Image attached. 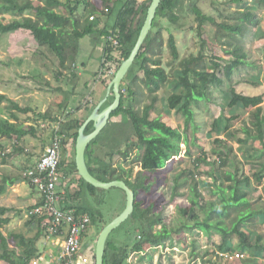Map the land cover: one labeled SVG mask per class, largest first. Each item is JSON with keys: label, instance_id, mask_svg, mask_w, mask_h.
Listing matches in <instances>:
<instances>
[{"label": "trees", "instance_id": "trees-1", "mask_svg": "<svg viewBox=\"0 0 264 264\" xmlns=\"http://www.w3.org/2000/svg\"><path fill=\"white\" fill-rule=\"evenodd\" d=\"M0 1L1 16L15 11L23 12L27 8L34 9L43 28L56 31V40L47 37L27 16L10 21H0V35L21 30L27 31L39 46L47 47L57 57L60 65H63L66 59L73 61L78 56L80 41L83 37H90V40L95 44L103 38L100 65L103 67V60L104 62L110 61L114 65V72L129 56L135 45L151 2V0H113L111 2L101 0L103 6L98 8L86 0H38L41 4L36 6L20 3L18 0ZM197 1L199 0H161L152 22V28L121 81L119 106L112 112L106 126L86 148L85 160L88 170L93 176L101 181L123 180L135 195L132 214L119 225L121 227L119 231L124 229L125 232L121 233L120 238L114 237L111 232L106 240L104 264H131L128 259L132 252H144V245L155 246L163 239H169L172 232L182 230L186 233L191 232L194 236H199L200 232H205L207 235L210 233L220 234L221 240L218 245L216 244V249L223 255L236 252L241 254L242 251L251 254L264 251L260 235L256 241L252 242L250 234L244 229V225L252 221L254 215L261 211L264 204L255 205V200L247 188L251 185L250 176L255 178L258 184L264 178V108L261 105L263 95L243 94L233 86L226 90L221 89L224 79L230 80L233 68L249 63L247 52L241 44L224 41L222 43L229 46L225 52L231 58L226 60L221 56L208 54L206 41L201 36L202 30L207 24H213L239 38L247 24L254 27L260 25L263 36L258 39L264 42V25L251 10L249 0H223L221 2L211 0L212 9L209 12H204ZM255 2L264 4V0H255ZM54 5L62 6L65 13L56 12L52 8ZM80 9H82L81 13ZM228 12L230 15L227 16ZM98 14L102 17H98ZM113 14L114 20L110 23V17ZM90 16H92L91 19ZM190 17L195 19L196 26L188 21ZM162 21L173 24L179 30L190 29L200 40L198 52L184 61L180 74L173 80L170 79L169 72L164 66L163 56L165 50H169L173 61H177L179 49L173 34L170 33L165 41L162 34ZM112 38L116 40L117 44H113ZM262 50H264V45ZM220 70L224 73V78L218 75ZM114 72L111 74L112 76ZM75 74L73 72L74 76ZM59 75L60 72H57V79ZM69 79L73 81V78ZM169 84L171 94L166 97V106L170 111L181 113L185 117L186 123L193 118L194 106L199 105V102L202 101H212L210 90L214 87H219L224 93L228 107L251 109L249 119L237 129L230 130L231 120L238 118L235 115H232L228 119L230 121L223 125L219 118L208 121L207 134L214 137L213 143H215L212 153L216 155V159H213L212 164L219 169L224 183H214L215 190H209V194L215 195V198L206 202L208 212L201 220L197 212L200 207L199 200L203 198L199 188L201 185L207 184L196 180L195 174L191 173L190 195H187L178 192L180 179L179 175L175 176L170 187L171 195L178 196L174 202H180L179 198L181 197H188L190 204L183 205L180 202L179 223L172 228L163 222L160 211H154L152 203L143 206V200L139 198L141 192L150 191L152 184L146 181L147 175L144 172L157 171L163 168L172 157L180 155L181 143L186 145L185 152L188 155L190 153L189 141L180 130L163 122L159 117L152 118L150 115V111L153 110L158 99L157 92ZM85 88H88L87 85ZM143 88L147 89L146 94L143 93ZM51 92L61 96L57 104L59 112L21 106L18 102L8 98L5 93H0V104L5 101L10 104V117L0 116V137L14 136L17 139L27 135L36 137L37 130L41 127L40 121L45 122L48 128H51L50 143L54 136H57L60 141L59 183L56 185L59 196L57 205L62 210H72L76 216L87 214L90 218L89 227H95L99 233L121 212L109 221L104 220L105 212L102 210L101 202L106 190L96 188L84 181L77 174L74 159V143L78 129L97 104L92 101L83 104V108L82 106L73 108L69 101L76 94L75 87L68 90L59 85L51 88ZM142 96L147 97L149 103H145L142 107H134L132 103H140ZM104 107L105 105L101 109ZM80 110L85 111V118L78 117L77 112ZM18 113H33V118L31 116L28 118L31 120V124L26 127L22 125L19 122ZM113 118H117V120H113ZM118 125L122 126V130L116 129ZM92 130L93 124L89 122L84 133L88 134ZM222 133L231 138L236 137L239 145L255 141L262 144L261 149L254 148L255 151H259L257 154L252 155L250 150H246L247 157L252 161V169L254 168L250 176L245 174L244 167L240 165V161H236V156H230L231 151L227 149V140L220 138ZM68 143L72 149L71 153ZM191 143L194 145V142ZM10 145L11 150L5 152L7 146ZM132 151L135 153L132 154ZM13 152L22 153L24 147L18 142L0 143V163H5L7 157L11 156ZM116 155L121 158L119 163L115 161ZM229 160L232 165L230 168L227 167ZM206 162L207 154L204 153L194 159L197 170L201 164H207ZM137 164H139L140 170L133 175V167ZM126 165L127 167H125ZM25 169L18 176L9 178V181L4 179L0 185V192L5 189L6 183L20 179L29 182L36 190L30 180L23 176ZM214 179L216 180V178ZM225 183H228L226 187ZM257 199L261 201L262 198L259 196ZM123 202L124 209L125 199ZM41 203L42 198L39 196V199L28 207L27 213ZM10 209L0 206V259H5L9 264H30L32 259L41 256L43 247L41 242L46 234V228L42 225L43 219L38 215H27L26 230L12 232L8 237L2 233L1 228L9 223L10 219L4 215ZM157 225H160V228H156ZM206 238L208 239L209 236ZM233 238L238 241L237 246H232L229 243V240L231 241ZM10 243H13V246ZM150 249L153 248L150 246ZM144 255L151 261L152 257L149 252H145ZM142 258L144 256L140 255L139 260ZM239 260V263H234L225 258L223 263L250 264L244 260L243 256Z\"/></svg>", "mask_w": 264, "mask_h": 264}, {"label": "rangeland", "instance_id": "rangeland-1", "mask_svg": "<svg viewBox=\"0 0 264 264\" xmlns=\"http://www.w3.org/2000/svg\"><path fill=\"white\" fill-rule=\"evenodd\" d=\"M18 1L32 6L41 4L38 0ZM86 1L98 8L103 6L101 0ZM108 1L111 2L113 0ZM221 1L223 0H217V2ZM197 3L204 12H209L212 9L211 0H199ZM249 4L253 13L260 19L262 25H264V4H259L255 2V0H249ZM54 7L60 12H65V9L62 6L54 5ZM81 10L82 9L79 11L80 13ZM105 12L107 13V10H105ZM106 13L103 15V18ZM228 15H230V12L227 13V16ZM22 16L29 17L37 24L39 29H41L47 37L56 40V31L49 28H43L42 23L36 15L34 9L27 8L23 12L15 11L7 13L4 16L0 15V21H10ZM98 17L102 16L98 14ZM227 18L230 19V17ZM113 20L114 14L110 17V23H112ZM183 20V22H185V19ZM188 21L192 22V24L196 26L194 18L190 17ZM161 25L165 41H167L170 33L173 34L179 49V59L177 61H173L169 50H165L163 56L164 66L169 72L170 79L173 80L180 74L184 61L189 59L191 55L198 52L200 48V40L195 32L190 29H176L173 24L168 23L167 21H162ZM201 36L206 41V52L208 54L221 56L226 60L231 58L225 52L229 46L222 42L232 41L235 44H241L244 47L247 52V59L249 60V63L233 68L230 80L224 79L221 89L223 88L226 90L230 86H233L238 92L243 94H262L263 102L261 104L264 108V50H262L264 42H261L258 39L263 36L262 26L257 25L254 27L247 24L242 36L239 38L233 33L225 31L213 24H207L202 30ZM103 42V38L98 40L95 44L90 40V37H83L80 41L78 56L73 61L66 59L63 62V65H60L57 57L53 55L47 47L39 46L27 31L21 30L14 33L0 35V92L6 93L10 99L18 102L21 106H31L42 111L49 109L53 112H59L60 110L58 109L57 104L61 96L60 94L54 95L51 92V88L60 85L68 90L75 87L76 94L72 96L71 101H69L73 108L75 106H82L83 104L90 103L92 101L97 104L101 99L103 100L105 98L106 87L113 78L111 74L114 69V65H112V73L109 71V73L107 72L108 75H106V73H103L105 72L103 70L99 76V72L102 70L100 65L102 60L100 58L102 54ZM82 63H84V65ZM57 72H60L58 79ZM73 72L76 73L75 76L73 75ZM218 75L224 78V73L221 70L218 71ZM70 77L73 78V81L69 79ZM92 77H94V81ZM85 85H87L88 88H85ZM221 89L219 87L212 88L210 90V97L212 98V101H202L199 102V105L194 106L193 118L187 123L185 121V117L181 113L170 111L166 106V97L171 94L170 84L162 87L161 90L157 92L158 99L153 110L150 111L151 117H159L163 122L180 130L183 136H186L188 139L190 146L189 155L185 152L186 145L181 143L180 155L172 157L163 168H160L157 171L144 172L147 175L146 181L151 182L152 184L150 191L141 192L139 198L143 200V206H147L149 203H152L154 211H160L163 222L166 223L169 228L175 227L179 223L180 215L178 208L180 202L183 205L190 204L188 197L185 196V198H179L180 202H174V199L178 198V196L173 197L171 195L170 187L175 176L179 175L180 179L178 192L186 193L187 195H190L191 173L195 174L196 180L203 181L207 185L211 184L209 182L210 180L205 178L208 174L212 176L211 178H213L214 174H218L217 177H221L219 169L212 164L213 159H216V155L212 153V148L215 143H213L214 137L207 134L206 129L208 121L219 118L220 123L223 125L224 123L230 121L228 119H230L232 115L237 114L238 118L231 120L230 130H233L241 127L243 122L249 119L251 109L228 107L227 99ZM143 93H147L146 88H143ZM107 99L108 100H105L100 106V109L103 105L107 106L113 100V94L110 93ZM145 103H149V99L142 96L140 103L134 102L132 104L134 107H142ZM9 108L10 104L7 101L0 104V115L10 117ZM77 115L79 118H85L84 115H86V113L84 110H80L77 112ZM18 116L19 122L26 127L31 124V120L28 118L29 116L33 118V113H18ZM113 120H117V118H113ZM40 126V129L37 130L38 132L36 137L27 135L21 142H18L19 145L24 147V152H13L11 156L7 157V161L13 162L20 167H26V169L30 168L37 162L43 153L44 148H42V144L44 143L43 147H45V144L51 139V128H48V125L43 121H40ZM116 129L120 131L122 130V126L118 125L116 126ZM220 138L227 140V149L230 151L234 152V150L239 147L236 137L231 138L225 133H222ZM9 140H15V138L12 137V139ZM191 142H194V145ZM68 147L69 152L71 153L72 149L70 147V143L68 144ZM254 148L261 149L262 144L259 141L252 143V150L250 153L255 152V150L253 151ZM233 152L229 153L230 156H233ZM237 152L243 157L240 149H237ZM134 153L135 151H132V154ZM203 153L207 154V164H201L200 168L197 170L194 159L198 158ZM115 161L116 163H119L121 158L116 155ZM228 162H230V160ZM125 167H127V165ZM2 169L0 163V173L7 172ZM139 170V164L135 165L133 167L132 174L135 175ZM245 171L251 173L254 169L246 166ZM207 185H201L199 188L202 196L203 191L208 187ZM22 186L29 193H32V196H39V193L30 185L29 182L24 181ZM105 192V196L101 202V207L105 212L104 220L109 221L117 213H120L123 210L125 193L123 190L115 187L110 188ZM249 192L255 200V205L261 206L264 203V193L261 188L254 190L253 192L249 190ZM259 196L262 198L261 201H258L257 199ZM7 201L9 202V200ZM205 203L206 200L204 197L199 200L200 207L197 209V212L200 214V219H202L201 213ZM27 209L28 207L23 205L20 212L14 217L16 222L11 223L7 228L5 226L2 228L5 231L6 236L10 237L12 232L26 230L25 224L28 218ZM119 228L121 227L118 226L112 231L114 237L120 238L121 233L125 232L124 229L119 231ZM156 228H160V225H157ZM98 234L99 233L95 227H89L88 232L83 238L84 242H90L94 245L95 249V241ZM190 235L188 236V233L183 230L179 232H172L169 239H163L161 243L155 246L147 244L144 245V252H132L128 260L131 264H191V262H193V264H199L197 256L193 257L192 253H190V246L188 242H190L191 238H193V236ZM10 242L12 241L10 240ZM200 245L201 244L198 243V248L203 250ZM150 246L153 249H150ZM145 252H149L151 254V261L147 259L148 257H145ZM140 255L144 256L141 260H139ZM194 258L195 260H193ZM235 260L236 259H229L230 262H235ZM0 264H9V262L5 259H0ZM201 264H203V262H201Z\"/></svg>", "mask_w": 264, "mask_h": 264}, {"label": "built area", "instance_id": "built-area-1", "mask_svg": "<svg viewBox=\"0 0 264 264\" xmlns=\"http://www.w3.org/2000/svg\"><path fill=\"white\" fill-rule=\"evenodd\" d=\"M111 40L113 44H117L115 39ZM102 66L99 76L103 70L106 75L109 71L112 73L113 66L110 61L103 60ZM59 161L60 141L57 136H54L36 164L23 172V176L30 180L42 198V203L28 211V215L42 217V225L46 228L43 239L45 249L42 250L41 256L32 259L30 264H95L94 245L90 242L84 243L83 239L84 234L89 230V216L87 214L76 216L72 210H62L57 205L59 196L56 185L59 183ZM49 246H51L50 251H47ZM224 256L228 260H237L243 255L236 252Z\"/></svg>", "mask_w": 264, "mask_h": 264}, {"label": "crops", "instance_id": "crops-1", "mask_svg": "<svg viewBox=\"0 0 264 264\" xmlns=\"http://www.w3.org/2000/svg\"><path fill=\"white\" fill-rule=\"evenodd\" d=\"M52 8L58 13H65V12H60V11L56 10V8L54 6ZM82 64L84 65V63H82ZM92 78H93V81H94V77H92ZM0 93H4V92H0ZM0 116L4 117V118L8 117L6 115H0ZM235 116H238V115L236 114ZM14 138H15V140H9V139H12V137H8V136L0 137V143L9 142L11 144V142L12 143L21 142L23 140V138H18V139H17V137H14ZM50 140H48V143L45 144V147L47 145H49ZM43 144H42V148L45 149V147H43L44 146ZM238 146L239 147H237L236 150H234V152L231 151V152H233V156H236V161H240L241 162L240 165H242L244 167V171H245L246 166H248V167H250L252 169L253 166L251 165V162H252L251 158H248L247 154H246V150H250V152H251L252 143H249V144L247 143L246 145H239L238 144ZM10 148H11V145L7 146L5 152H9ZM44 149H43V151H44ZM237 149H240V151H242L243 157L239 155V153L237 152ZM258 150L255 151L254 153L252 152V155L257 154L259 152ZM2 167H3V169H2ZM227 167L228 168L232 167L230 162L227 163ZM25 168L26 167L17 166L13 162H9L7 160H6L5 163H1V169L5 170L7 172H5V173L1 172L0 173V185L3 183L4 179H6V181H9V178H13L15 176H18L19 173L21 171H23ZM245 174L250 176L251 173H248V172L245 171ZM217 175L218 174H214L213 178H211L208 175L205 176V178L209 179L210 181L209 180L208 181L211 183L210 185H208V187H207L208 189L206 188L203 191V197L206 200V202L209 201L211 198H215V195L211 196L209 194V190H215L214 183L215 184H219L220 182L224 183V180H222V178L220 176L217 177ZM214 178H216V180ZM24 181H26V180L20 179V180L14 181L12 183H6L5 184V189L0 192V206L11 208L10 211L6 212L5 215H4L5 217H8L10 219L9 223L4 225L6 228L11 223L16 222L14 217H15L16 214H18L20 212V210L22 209L23 205H25L26 207H29V206L33 205L39 199V196H36V197L32 196V193H29L25 188H23L22 185H23ZM250 183H251V185L249 187H247L248 190L253 192L254 190H257V189L261 188L262 191H263L264 178L262 179V182L258 184L256 182L255 178L250 176ZM227 185H228V183L224 184L225 187ZM7 200H9V202ZM207 212H208V208L206 207V203H205L204 207H203V211L201 213L202 214V219H204L205 214ZM234 216H235V213H234ZM2 228H1L2 233L4 235H6L5 231ZM244 229L250 234V239H251L252 242L256 241L258 239L259 235H260V237H261L260 238V242L262 244H264V204H263V208L261 209V211L254 215V217L252 218V221L249 224L244 225ZM187 233H188V236L190 234H191L190 236H193V238H191V241L188 242L189 246H190V253H192L193 257L197 256V258L199 259V264H201V262H203V264H214V263H220V262L223 263V262H225V258L226 257L222 253L217 251V249H216V244L218 245L220 240H221V235L220 234H218V233H210L209 235H207L205 232H200L199 236H194L191 232H187ZM207 236H209L208 239L206 238ZM41 243H42V246H43L42 250H44L43 249V248H45L44 240H42ZM84 243H89V242H84ZM198 243L201 244L200 246L202 247L203 250H201V248H198V246H197ZM229 243L232 244V246H237L238 245V241L236 239H234V238L231 241L229 240ZM10 245L13 246V243H10ZM50 247L51 246L47 247L48 248L47 251L50 249ZM209 247H211V248H209ZM241 254L243 255L244 260L247 261V263H250V264L251 263L264 264V251H257L254 254L242 251ZM193 260H195V258ZM189 262H190V260H189ZM239 262H240V260L237 259V260H235L234 263H239ZM191 264H193V262H191Z\"/></svg>", "mask_w": 264, "mask_h": 264}, {"label": "water", "instance_id": "water-1", "mask_svg": "<svg viewBox=\"0 0 264 264\" xmlns=\"http://www.w3.org/2000/svg\"><path fill=\"white\" fill-rule=\"evenodd\" d=\"M161 0H151L144 23L141 27L135 45L133 46L129 56L121 62L116 72L113 75V78L106 87L105 98L100 100L97 105L94 107L89 116L84 120L83 124L78 129V135L74 143L75 150V165L77 169V174L87 183L92 186L104 190L110 188H119L125 193V206L124 209L114 217L108 224H106L99 232L97 239L95 241V251H94V261L95 264H104V253H105V244L108 236L111 232L118 227L123 221H125L133 212L135 195L134 191L123 181V180H109L101 181L93 176L88 170L86 160H85V151L88 144L101 132V130L106 126L111 118L112 112L119 106L121 100L120 84L129 70L134 59L141 50V46L152 28V22L155 17L157 8ZM113 94V100L104 108L100 109V106L107 99L109 94ZM92 122L93 130L85 134L84 130L86 126Z\"/></svg>", "mask_w": 264, "mask_h": 264}]
</instances>
